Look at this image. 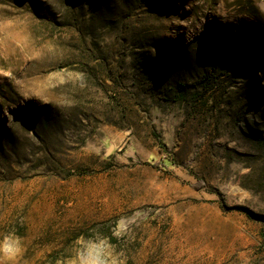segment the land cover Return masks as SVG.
Returning <instances> with one entry per match:
<instances>
[{"label":"rangeland","instance_id":"obj_1","mask_svg":"<svg viewBox=\"0 0 264 264\" xmlns=\"http://www.w3.org/2000/svg\"><path fill=\"white\" fill-rule=\"evenodd\" d=\"M0 264H264V0H0Z\"/></svg>","mask_w":264,"mask_h":264},{"label":"trees","instance_id":"obj_2","mask_svg":"<svg viewBox=\"0 0 264 264\" xmlns=\"http://www.w3.org/2000/svg\"><path fill=\"white\" fill-rule=\"evenodd\" d=\"M201 183V185L203 184L202 182H200ZM249 215L252 217L253 215L251 214V213H249ZM254 217V216H253Z\"/></svg>","mask_w":264,"mask_h":264}]
</instances>
